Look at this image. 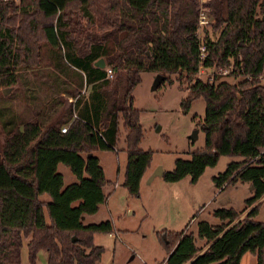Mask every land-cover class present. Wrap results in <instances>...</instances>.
<instances>
[{"label":"trees","instance_id":"16d2710c","mask_svg":"<svg viewBox=\"0 0 264 264\" xmlns=\"http://www.w3.org/2000/svg\"><path fill=\"white\" fill-rule=\"evenodd\" d=\"M203 9L214 38L204 35L201 58ZM100 59L104 68L95 64ZM201 68L212 76L195 78ZM220 69L236 81L222 79ZM142 72L165 80L183 74L184 112L200 98L205 103L196 122L204 145L176 159L162 179L188 176L195 184L228 156L239 160L212 178L215 187H252L241 212L214 210L218 223L200 222L196 236L158 232L164 263L240 264L249 253L264 264V222L254 219L264 197V0H0V264H21L24 238L28 264L40 251L47 264L100 262L104 248L94 236L112 234V223L82 221L106 198L94 154L123 142L121 186L134 199L152 162V151L139 146L134 107ZM6 88H12L7 95ZM58 165L76 181L64 186Z\"/></svg>","mask_w":264,"mask_h":264},{"label":"rangeland","instance_id":"374dc122","mask_svg":"<svg viewBox=\"0 0 264 264\" xmlns=\"http://www.w3.org/2000/svg\"><path fill=\"white\" fill-rule=\"evenodd\" d=\"M204 21L206 23L202 25L199 36L204 38L206 34L213 39L214 33L210 27L212 22L208 16ZM140 76L141 81L133 91L134 107L139 111L142 127L140 148L152 151L151 163L171 171L176 159H189L190 152L204 145V134L196 127V122L204 117L205 103L200 98L186 112L181 109V102L189 88L183 74L171 75L154 90L152 86L157 74L142 72ZM211 76L210 71L202 69L195 78L199 77L204 81ZM224 78L229 82L236 81L227 75H222V79ZM11 91L12 88L3 89L5 95ZM192 136L195 138H191ZM2 140L0 127V143ZM120 152L117 157L113 152L102 151L95 154L99 157L107 179L112 182H116V171L121 165L122 157L125 160ZM238 160L237 157L221 156L215 166L205 169L194 186H189V177L176 185L156 178L151 184L142 187L143 200L153 199L150 207L142 208L138 199L131 198L121 186L110 195L107 194L105 202L99 206V212L85 223L109 220L113 226V235L94 236V244L104 248L98 264H165L167 254L158 239V232L184 231L196 236L200 222L211 225L217 223L218 220L212 215L214 210L232 208L241 212L244 200L252 196L248 190L251 185L237 182L222 189L213 188L211 191L210 188L212 178L223 173L230 162ZM57 171L63 176L64 186L76 181L65 166L58 165ZM120 180L119 177L118 182ZM211 185L213 187L214 184ZM258 203H261V207L254 219L264 222V201L260 199L255 205ZM26 244L27 239L24 238L21 264H28ZM196 245L204 250L203 241L196 239ZM36 264H47L45 252H38ZM240 264H256V259L246 253Z\"/></svg>","mask_w":264,"mask_h":264},{"label":"crops","instance_id":"0c3cea01","mask_svg":"<svg viewBox=\"0 0 264 264\" xmlns=\"http://www.w3.org/2000/svg\"><path fill=\"white\" fill-rule=\"evenodd\" d=\"M71 100V99H70ZM140 146V145H139ZM123 148H124V146H123V142L121 141L118 145H117V147H116V150L115 151H113V153L114 154H116V157H117V155H118V153L120 152L121 154H122V156H124V158H125V160L123 159V157H122V161H120V167L117 169V171H116V173H117V178H116V182H112V181H109V179H107V176H106V172H105V170H104V168L102 167V165H101V163H100V160H99V157H97L98 158V160H99V163H100V165H101V167H102V169H103V172H104V177H105V180H106V182H107V184L103 187V193L105 194V195H110L112 192H114L115 190H116V188L118 187V186H121L122 185V182H123V174H124V170H125V165H126V154H125V152L123 151ZM141 149V148H140ZM106 152H109V151H106ZM110 152H112V151H110ZM97 153V152H96ZM95 153V154H96ZM94 154V155H95ZM117 162H118V158H117ZM58 168V167H57ZM157 168H161L162 169V173L164 172V171H166L162 166H160L159 164H153V163H151V166H150V168L145 172V174L143 175V177H142V179H141V181H140V184H139V192H140V196H139V198H138V202H140V204H141V207L142 208H145V207H150L152 204H153V199H150V200H148V201H144L143 200V191H142V187L144 186V185H149V184H151L156 178L158 179V180H162V176L161 177H158V176H154V177H152V175H153V172L155 171V169H157ZM68 169V168H67ZM202 176V175H201ZM200 176V177H201ZM63 177V176H62ZM74 177V176H73ZM119 177H120V182H118L119 181ZM186 177H188V176H186ZM74 179H75V177H74ZM184 179V178H183ZM183 179H181V180H179V181H177V182H174V183H172V184H174V185H176V184H179ZM72 180V179H71ZM76 180V179H75ZM199 180V179H198ZM187 181H189V179H187ZM74 182V181H73ZM64 183V182H63ZM72 183V182H71ZM197 183V182H196ZM195 183V184H196ZM195 184H190V181H189V186H194ZM211 184H213V183H211ZM210 184V188H211V191H212V189L213 188H216V187H214V185H213V187H212V185ZM122 187V186H121ZM123 188V187H122ZM124 189V188H123ZM125 190V189H124ZM249 191H252V188H249L248 189ZM249 194L251 195V192H249ZM262 200L264 201V197L262 198ZM102 205V204H101ZM100 205V206H101ZM100 209V208H99ZM98 212H99V210H98ZM97 212V213H98ZM96 213V214H97ZM95 215V214H94ZM94 215H92V216H85V217H83V223H87V219H89V218H91V217H93ZM91 223V222H90ZM217 223H218V221H217ZM216 223V224H217ZM110 236L111 235H113V234H109ZM253 256V255H252Z\"/></svg>","mask_w":264,"mask_h":264},{"label":"built area","instance_id":"2783aa9c","mask_svg":"<svg viewBox=\"0 0 264 264\" xmlns=\"http://www.w3.org/2000/svg\"><path fill=\"white\" fill-rule=\"evenodd\" d=\"M4 2H8L9 0H3ZM207 14H206V11L203 9L201 10L200 12V16H199V22H198V36H199V33H200V30L202 28V25L205 24L206 22L204 21V19L206 18ZM209 18V17H208ZM200 38V36H199ZM208 44V40L206 38H200V57L201 58H204V56L206 55V46ZM202 72V68L199 70V73ZM106 73H107V77L110 78L112 76V72L111 70L108 68L106 69ZM218 75H227L228 74V70L227 69H220L217 73ZM67 130V126H64L62 129H61V132L62 133H65Z\"/></svg>","mask_w":264,"mask_h":264},{"label":"water","instance_id":"95a60500","mask_svg":"<svg viewBox=\"0 0 264 264\" xmlns=\"http://www.w3.org/2000/svg\"><path fill=\"white\" fill-rule=\"evenodd\" d=\"M98 67L100 68H104L105 64H104V61L102 59L98 60L96 63H95ZM165 80V77L160 75V74H157L156 76V79L154 80V83H153V86H152V89H157L160 82ZM191 138H195V136H192ZM162 169L161 168H157L155 169V171L153 172V175L152 177L154 176H158V177H161L162 176ZM252 188V187H251Z\"/></svg>","mask_w":264,"mask_h":264}]
</instances>
